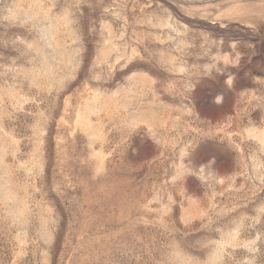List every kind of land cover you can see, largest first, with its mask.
I'll use <instances>...</instances> for the list:
<instances>
[{
  "label": "rangeland",
  "instance_id": "obj_1",
  "mask_svg": "<svg viewBox=\"0 0 264 264\" xmlns=\"http://www.w3.org/2000/svg\"><path fill=\"white\" fill-rule=\"evenodd\" d=\"M0 264H264V0H0Z\"/></svg>",
  "mask_w": 264,
  "mask_h": 264
}]
</instances>
